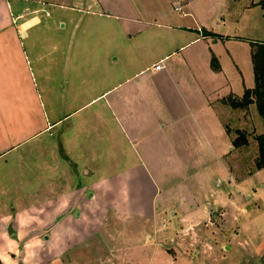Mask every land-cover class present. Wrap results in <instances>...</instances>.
I'll return each instance as SVG.
<instances>
[{
    "label": "crops",
    "instance_id": "obj_1",
    "mask_svg": "<svg viewBox=\"0 0 264 264\" xmlns=\"http://www.w3.org/2000/svg\"><path fill=\"white\" fill-rule=\"evenodd\" d=\"M74 4L0 0V264H122L130 257L152 264L153 254L139 259L122 237L103 231L109 193L91 178L105 171L100 181L146 180V209L131 214L149 228L159 215L166 227L164 212L153 209L158 188L146 154L167 139L170 148L182 135L193 141L195 132L219 153L209 187L222 186L230 150L224 113L236 110L225 102L235 97L209 84L219 73L210 46L233 39V25L225 0ZM50 6L60 9L56 17ZM60 41L65 51L49 50ZM22 200L31 204L16 205ZM179 228L173 222L170 237L186 233ZM153 231L147 237L158 247ZM178 244L187 252L192 245Z\"/></svg>",
    "mask_w": 264,
    "mask_h": 264
},
{
    "label": "rangeland",
    "instance_id": "obj_2",
    "mask_svg": "<svg viewBox=\"0 0 264 264\" xmlns=\"http://www.w3.org/2000/svg\"><path fill=\"white\" fill-rule=\"evenodd\" d=\"M48 1L59 6H75L76 0ZM261 1L225 0L224 16L233 25L229 34H233L234 38L218 40L214 46H210V54L213 55L211 61L216 59L220 71L217 70L219 73L209 84L220 96L231 93L239 101L246 90L254 87L252 46L264 42ZM57 10L60 11L58 7H49L54 17ZM36 17L45 18L44 13ZM66 42L60 41L49 50L62 53L66 49ZM219 110L216 115L222 118ZM225 118L230 119L227 139L230 150L223 156L225 174L218 175L222 186L214 183L213 187H209L216 168L220 166L216 161L219 153H211L197 133H191L193 141L184 135L174 139L173 148L169 147L167 139L164 149L151 151L146 156L147 171L152 184L157 183L158 188L153 209L159 211L161 208L163 218L171 223L163 226L162 217L158 215L154 226L149 228L151 222L132 216V211L146 209L145 202L150 192V184L146 180L139 185H129L119 180L103 182L100 180L105 171H100L90 182L101 185L102 193L104 190L109 193L106 203L112 211L106 217L103 231L110 232L115 236L113 239L122 237L123 244L139 259L153 254L152 264H264V168L257 170L255 164L258 156L255 138L264 132V121L255 104L232 111L230 117L225 112ZM239 130L247 136L248 144L234 147L233 141ZM217 189L220 191H215ZM125 196L126 200L123 199ZM19 204L31 203L22 200L16 203ZM171 211L174 213L171 214ZM176 221L179 229L184 228L186 233L172 238L170 229ZM152 229L159 231L158 247L153 239L147 237H155ZM180 241L192 244L188 246L189 252L184 244H178ZM94 242L92 240L90 243ZM169 250L173 251L175 257ZM194 250L200 251V256L194 255ZM97 252L111 256L110 251L104 253L101 249ZM136 262L135 258L130 257L122 264Z\"/></svg>",
    "mask_w": 264,
    "mask_h": 264
},
{
    "label": "trees",
    "instance_id": "obj_3",
    "mask_svg": "<svg viewBox=\"0 0 264 264\" xmlns=\"http://www.w3.org/2000/svg\"><path fill=\"white\" fill-rule=\"evenodd\" d=\"M264 10V0L259 4ZM251 51V61L253 67L254 87L246 90L241 100L228 99L225 103L233 109L247 108L251 104H255L259 116L264 121V42L253 44ZM211 66L214 71L219 70L216 59H212ZM237 137L233 141L234 147H242L248 144L247 136L243 132H236ZM258 148V156L256 159V169L264 168V132L255 138Z\"/></svg>",
    "mask_w": 264,
    "mask_h": 264
},
{
    "label": "water",
    "instance_id": "obj_4",
    "mask_svg": "<svg viewBox=\"0 0 264 264\" xmlns=\"http://www.w3.org/2000/svg\"><path fill=\"white\" fill-rule=\"evenodd\" d=\"M11 224H12V222H10L8 224L7 228H6V231H7L8 235H11L12 234V232H11Z\"/></svg>",
    "mask_w": 264,
    "mask_h": 264
},
{
    "label": "built area",
    "instance_id": "obj_5",
    "mask_svg": "<svg viewBox=\"0 0 264 264\" xmlns=\"http://www.w3.org/2000/svg\"><path fill=\"white\" fill-rule=\"evenodd\" d=\"M154 69H155L156 71H159V70L161 69V65H156V66L154 67Z\"/></svg>",
    "mask_w": 264,
    "mask_h": 264
}]
</instances>
